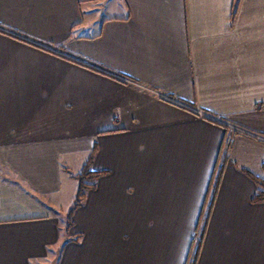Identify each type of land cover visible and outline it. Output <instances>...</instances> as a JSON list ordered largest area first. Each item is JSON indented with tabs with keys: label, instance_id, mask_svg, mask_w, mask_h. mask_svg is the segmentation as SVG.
Segmentation results:
<instances>
[{
	"label": "crops",
	"instance_id": "obj_1",
	"mask_svg": "<svg viewBox=\"0 0 264 264\" xmlns=\"http://www.w3.org/2000/svg\"><path fill=\"white\" fill-rule=\"evenodd\" d=\"M263 161L264 0H0V264H264Z\"/></svg>",
	"mask_w": 264,
	"mask_h": 264
},
{
	"label": "trees",
	"instance_id": "obj_2",
	"mask_svg": "<svg viewBox=\"0 0 264 264\" xmlns=\"http://www.w3.org/2000/svg\"><path fill=\"white\" fill-rule=\"evenodd\" d=\"M245 134L243 131L239 130H235L232 131L231 135H235V134ZM231 135L228 136L227 139V143L226 146L228 147L231 141ZM96 148L94 147V149L91 151V153L89 154V156L87 157V159L85 160V162L83 163L80 171H78L77 173L73 174V177L76 178L77 180V190L75 193V198H74V202L69 210V213L71 214L72 211L81 204V202L83 201L84 197H85V193L88 189L92 188L95 186V181L96 179L103 173H105V171H99V170H94L92 168V162H93V158H94V153H95ZM221 169H222V165L220 167H218L217 171H216V176H215V181H214V186L217 185L218 182V178L220 176L221 173ZM262 171H263V176H255V175H251L253 180L256 183V191L253 195V201L254 202H260V201H264V161L262 163ZM201 234L202 231L201 230H197L196 234H195V239H196V247H195V251H194V255L192 260L189 261V264H194V260H195V255L197 253V249L200 245V238H201Z\"/></svg>",
	"mask_w": 264,
	"mask_h": 264
},
{
	"label": "rangeland",
	"instance_id": "obj_3",
	"mask_svg": "<svg viewBox=\"0 0 264 264\" xmlns=\"http://www.w3.org/2000/svg\"><path fill=\"white\" fill-rule=\"evenodd\" d=\"M101 6L102 5H98V7H97V9L95 10V11H93L92 13H87L86 14V16H84V19H85V22H86V24H88L89 26H90V28H94L95 27V24H96V22L100 19V17L102 16V13H101V11H102V9H101ZM228 128H230V130H231V132L232 131H235V130H237V131H239L240 130V128L238 127V126H228ZM87 157H88V155H87ZM85 162V161H84ZM82 167V166H81ZM81 167H80V169H81ZM80 169L78 170V171H80ZM75 180H76V178H74ZM76 182H77V180H76ZM77 190V189H76ZM74 198H75V195H74ZM73 202H74V200H73ZM73 202H72V204H73ZM202 235H203V233H202ZM201 240H202V238H201ZM195 244H196V242H195ZM200 247V246H199ZM197 257V256H196ZM191 258H192V256H191ZM195 260H196V258H195ZM194 264H195V261H194Z\"/></svg>",
	"mask_w": 264,
	"mask_h": 264
}]
</instances>
